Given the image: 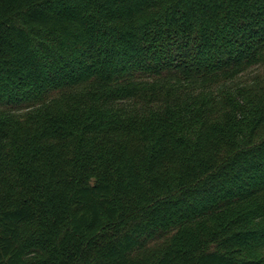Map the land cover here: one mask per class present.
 Wrapping results in <instances>:
<instances>
[{
	"label": "trees",
	"instance_id": "1",
	"mask_svg": "<svg viewBox=\"0 0 264 264\" xmlns=\"http://www.w3.org/2000/svg\"><path fill=\"white\" fill-rule=\"evenodd\" d=\"M0 264H264V0H0Z\"/></svg>",
	"mask_w": 264,
	"mask_h": 264
}]
</instances>
